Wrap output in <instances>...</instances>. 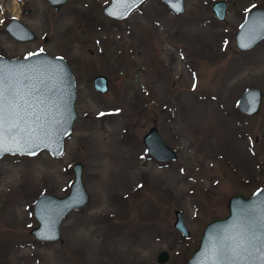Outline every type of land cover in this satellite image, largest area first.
<instances>
[{
    "label": "rangeland",
    "instance_id": "obj_1",
    "mask_svg": "<svg viewBox=\"0 0 264 264\" xmlns=\"http://www.w3.org/2000/svg\"><path fill=\"white\" fill-rule=\"evenodd\" d=\"M107 1L67 0L53 10L46 0H0V55L62 57L76 92L59 156L0 158V264H185L231 193L264 187V38L246 51L233 44L245 12L264 0H224L225 23L210 11L215 0H184L182 14L145 0L122 20L102 14ZM11 17L35 40L10 37L3 25ZM96 74L107 78L105 93L92 88ZM248 87L263 93L253 116L235 105ZM151 125L175 160L145 152ZM75 161L89 203L63 219L61 243L34 239V198L63 195ZM175 209L188 238L171 226ZM161 249L168 258L157 263Z\"/></svg>",
    "mask_w": 264,
    "mask_h": 264
},
{
    "label": "water",
    "instance_id": "obj_2",
    "mask_svg": "<svg viewBox=\"0 0 264 264\" xmlns=\"http://www.w3.org/2000/svg\"><path fill=\"white\" fill-rule=\"evenodd\" d=\"M53 10H58L67 0H46ZM145 0H108L101 7L103 15L110 19L122 20ZM174 14H182L184 0H160ZM213 17L225 23L226 2L215 0L210 4ZM27 11L24 10L25 14ZM3 30L16 41H33L35 34L16 17H11L3 25ZM264 38V8L253 7L245 12L242 21L233 33L235 49L246 51ZM47 40L46 37L43 39ZM23 57H5L0 55V68L4 70L27 68L34 78H42L44 86L51 88L48 93L50 101L44 125L38 129L32 140V147L10 150L0 153L4 155L32 156L46 151L51 156H59L63 151L64 138L69 134L76 118L74 101L76 98L75 81L66 61L59 56H52L43 51L31 53ZM27 57V59H25ZM27 83V81H25ZM92 87L98 93L108 89L107 78L96 74L92 78ZM263 97L257 87L245 88L235 101L237 110L247 116L259 114ZM145 152L157 162L173 161L174 151L164 143L155 125H151L141 136ZM34 153V154H29ZM71 182L63 195L41 192L32 202L31 216L35 223L28 233L36 240L44 242H62L60 226L63 219L72 211L85 207L89 203V195L82 182V164L75 161L70 165ZM226 214L206 221L200 236L191 250L185 264H214L213 247L216 237L232 230L238 232V221L249 210L264 212V187H260L244 196L241 192L231 193L225 200ZM172 228L184 238L189 232L179 210H173ZM168 258L166 250H159L155 255L157 263H164Z\"/></svg>",
    "mask_w": 264,
    "mask_h": 264
},
{
    "label": "snow or ice",
    "instance_id": "obj_3",
    "mask_svg": "<svg viewBox=\"0 0 264 264\" xmlns=\"http://www.w3.org/2000/svg\"><path fill=\"white\" fill-rule=\"evenodd\" d=\"M32 71L0 68V153L32 147L37 130L43 128L52 89L30 75ZM237 227L238 232L216 237L214 264H264V212L249 210Z\"/></svg>",
    "mask_w": 264,
    "mask_h": 264
},
{
    "label": "flooded vegetation",
    "instance_id": "obj_4",
    "mask_svg": "<svg viewBox=\"0 0 264 264\" xmlns=\"http://www.w3.org/2000/svg\"><path fill=\"white\" fill-rule=\"evenodd\" d=\"M24 10H26V11L28 12V9H24ZM27 12H26V13H27ZM92 78H93V77H92ZM91 82H92V81H91ZM107 83H108V82H107ZM92 88H93V87H92Z\"/></svg>",
    "mask_w": 264,
    "mask_h": 264
}]
</instances>
